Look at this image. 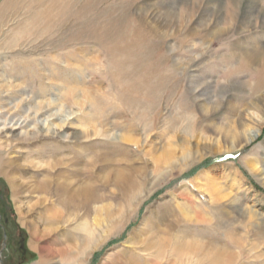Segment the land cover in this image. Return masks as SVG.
Listing matches in <instances>:
<instances>
[{
	"label": "rangeland",
	"instance_id": "374dc122",
	"mask_svg": "<svg viewBox=\"0 0 264 264\" xmlns=\"http://www.w3.org/2000/svg\"><path fill=\"white\" fill-rule=\"evenodd\" d=\"M4 233L2 264H264V0H0Z\"/></svg>",
	"mask_w": 264,
	"mask_h": 264
},
{
	"label": "bare ground",
	"instance_id": "6f19581e",
	"mask_svg": "<svg viewBox=\"0 0 264 264\" xmlns=\"http://www.w3.org/2000/svg\"><path fill=\"white\" fill-rule=\"evenodd\" d=\"M170 157H171V153L168 152L161 159H164L167 162L170 159ZM119 180L122 181L124 184L129 183V179L127 177L126 178L123 177L122 179L120 177ZM77 190H75L76 192H71L69 194V192L60 185V187L59 186L57 187L55 192L59 196V198L63 195L64 198H60L59 201L61 205H63L65 208H70L71 206L74 208H79L83 205L85 206V204H88L89 202H92L97 198V194L95 193L93 187L89 184Z\"/></svg>",
	"mask_w": 264,
	"mask_h": 264
},
{
	"label": "water",
	"instance_id": "95a60500",
	"mask_svg": "<svg viewBox=\"0 0 264 264\" xmlns=\"http://www.w3.org/2000/svg\"><path fill=\"white\" fill-rule=\"evenodd\" d=\"M5 246H6V234L4 233L3 234L2 246H1V249H0V264H2L1 253H2V250H4Z\"/></svg>",
	"mask_w": 264,
	"mask_h": 264
}]
</instances>
